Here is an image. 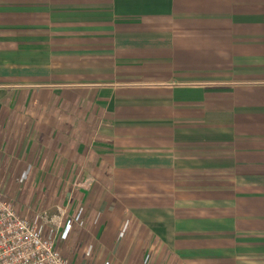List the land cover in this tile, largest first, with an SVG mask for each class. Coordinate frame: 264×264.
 I'll list each match as a JSON object with an SVG mask.
<instances>
[{
	"label": "crops",
	"instance_id": "obj_1",
	"mask_svg": "<svg viewBox=\"0 0 264 264\" xmlns=\"http://www.w3.org/2000/svg\"><path fill=\"white\" fill-rule=\"evenodd\" d=\"M0 148L73 264H264V0H0Z\"/></svg>",
	"mask_w": 264,
	"mask_h": 264
},
{
	"label": "rangeland",
	"instance_id": "obj_2",
	"mask_svg": "<svg viewBox=\"0 0 264 264\" xmlns=\"http://www.w3.org/2000/svg\"><path fill=\"white\" fill-rule=\"evenodd\" d=\"M11 151V148H0V187L5 196L14 202L20 213L34 219L35 222L43 226L46 232L52 233L57 240L58 231L55 228L58 229L69 219L70 211L69 205H61L58 206L56 213L54 205L59 202L57 199L60 194L64 195L67 189L72 191L79 188L91 190V182L87 180L86 176L75 173V179L70 184H53L54 176H57L60 171L57 172L58 169H55L54 166L50 170L44 169L45 163L40 167L39 161L27 162L28 165H32V169L29 170L28 176H23L22 154L21 152H12L11 154ZM61 172L60 176H62ZM46 180L50 181L47 185L45 184ZM56 214L60 224L51 222L52 216ZM46 219L49 221L46 222ZM65 256L68 258L67 255Z\"/></svg>",
	"mask_w": 264,
	"mask_h": 264
},
{
	"label": "built area",
	"instance_id": "obj_3",
	"mask_svg": "<svg viewBox=\"0 0 264 264\" xmlns=\"http://www.w3.org/2000/svg\"><path fill=\"white\" fill-rule=\"evenodd\" d=\"M51 222L60 224L59 217ZM62 249L53 234L20 213L0 187V264H73Z\"/></svg>",
	"mask_w": 264,
	"mask_h": 264
}]
</instances>
